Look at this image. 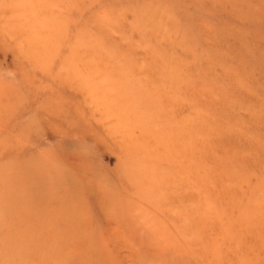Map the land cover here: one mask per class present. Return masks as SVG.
Wrapping results in <instances>:
<instances>
[{"label":"rangeland","instance_id":"374dc122","mask_svg":"<svg viewBox=\"0 0 264 264\" xmlns=\"http://www.w3.org/2000/svg\"><path fill=\"white\" fill-rule=\"evenodd\" d=\"M0 264H264V0H0Z\"/></svg>","mask_w":264,"mask_h":264}]
</instances>
